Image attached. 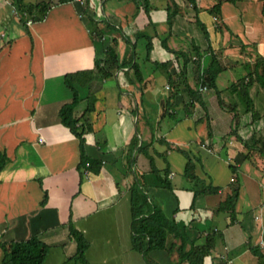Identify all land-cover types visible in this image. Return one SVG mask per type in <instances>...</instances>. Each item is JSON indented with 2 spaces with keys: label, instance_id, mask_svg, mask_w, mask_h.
Masks as SVG:
<instances>
[{
  "label": "crops",
  "instance_id": "1",
  "mask_svg": "<svg viewBox=\"0 0 264 264\" xmlns=\"http://www.w3.org/2000/svg\"><path fill=\"white\" fill-rule=\"evenodd\" d=\"M197 1L202 9L196 14L186 0H147L146 5L144 0H87L86 5L53 0L43 19L24 24L14 0H0L1 35L7 39L0 42V152L7 157L0 170V241L37 234L50 246L44 264L53 259L57 264H77L73 259L78 244L70 233V222L87 234V224L104 226L111 219L118 230L126 228L130 235L131 196L139 174L153 202L168 218L175 217L199 247L186 264H261L264 220L258 222L255 209L264 203L258 180L242 171L247 185L240 184L234 222L228 210L216 212L231 191L230 163L239 169L242 159L257 156H247L244 144L240 150L232 148L223 132L218 146L213 132L211 148L206 123H196L183 107L189 99L186 90L175 97L173 114L165 111L170 89L166 78L161 84L162 77L176 71L175 54L162 43L165 36L172 50L193 55V46H198L203 62L208 63L210 42L199 17L206 28L221 34L213 47L222 61L238 60L230 53L237 43L228 42L226 28L217 29L215 19L204 16L207 12L213 16L209 9L218 0ZM228 1L222 0L220 22L239 28L240 9L227 8ZM236 1L244 3L248 18L254 20L250 34L257 30L256 23L264 33V3ZM109 44L123 66L104 77L96 70V59L104 58ZM135 62L146 85L136 80ZM162 62L168 63L167 69ZM84 70L95 72L75 84L80 101L74 116L86 126L85 151L99 161L98 171L87 166L80 169V141L60 117L62 106L74 98L66 74ZM189 80L195 87L191 70ZM255 140L260 145L256 134ZM144 143L147 147L141 150ZM188 156L196 163L197 182L185 174ZM153 168L170 186L158 179ZM200 185L219 189L195 198ZM246 190L250 193L247 209L242 200ZM132 248L131 256H135ZM88 258L93 264L89 254Z\"/></svg>",
  "mask_w": 264,
  "mask_h": 264
},
{
  "label": "trees",
  "instance_id": "2",
  "mask_svg": "<svg viewBox=\"0 0 264 264\" xmlns=\"http://www.w3.org/2000/svg\"><path fill=\"white\" fill-rule=\"evenodd\" d=\"M70 1L73 0H56V3H66ZM186 1L188 4L191 3L193 5L196 14L202 9L198 6L197 0ZM231 1L235 2V0ZM54 2L53 0H42L35 3H26L24 0H14L16 9L19 13H21V19L24 24H26L29 19H33L35 21L43 19ZM146 2L147 0H144L143 5ZM221 5L222 0H218L217 3H215L209 10L213 14H217L221 10ZM197 21L204 29L205 33H207V28L199 17H197ZM221 24L224 23H218L216 28H220ZM222 26L229 29L228 26H225V24L221 25V27ZM167 40L168 38L165 36L162 39V43L167 49L171 50L175 54L174 62L176 71L175 73H167V76L169 77L168 82L170 94L168 95L166 101V113L169 115L173 114V111L171 110H173L172 107H174L173 104L175 97L179 93L186 90L188 92L189 99L185 100L183 107L188 116L195 118L196 123H206V135L211 140L210 145L212 148L214 132L213 120L208 111L205 96L200 88L206 86L207 90L215 89L218 102L223 108H226L227 110L230 108L231 110H235L236 108L241 107L242 103L248 113L249 111L252 112L250 119L240 122L239 116L242 115L240 113L239 115L238 113L234 114L233 119L238 118V122L241 124H237L231 132H228L224 136L225 139L228 136L235 134L245 145L246 150L248 151L247 156L255 154H251V152H259V154L264 156V148L255 142V134L250 138H244L240 132L243 122H245V125L247 126H252L256 131V124L264 118V110H261V112L257 110L254 101V99L259 98L262 92L261 103L264 107V53L261 52L256 59L248 58L246 62H239L236 60L233 65H230L222 61L221 56L214 50L213 44L210 43L208 51L211 55V59L208 63H204L201 55V49L198 46H193L194 54L192 55L184 51L172 50L168 46ZM102 62L104 63V66H101ZM130 63L132 62L130 61ZM160 65L167 69L168 63L162 62ZM121 66H123V64L120 65L117 62L115 47L110 44L106 47L104 58L96 59V70L97 72H102L104 77L113 76L114 71L116 69H120ZM132 69L134 70L135 75L138 76L136 80L142 82L143 85H146L147 83L143 82L140 67L136 62L133 63ZM190 70L195 76V87L190 84ZM94 72L95 70L90 72L84 70L66 74L65 81L67 86L73 91L74 98L72 102L62 106L60 110V117L63 125L68 127L80 141V169L87 166L90 170L93 169L98 171L99 169H95V166L99 164V161L88 156L85 151L86 126L85 124L80 125L79 119L74 116V108L80 101V93L75 84L77 82H81L83 78L88 80L89 74L93 75ZM227 72L230 74V80H232V82L230 85L227 84L226 87L221 88L219 86V80L221 79V76L225 75L224 73ZM226 94L228 96H226ZM136 140L137 137L135 142ZM146 145L147 144L144 143L140 149H144L147 147ZM182 151L185 153V150ZM6 160L7 157L0 152V170L3 168ZM195 168L196 163L194 162V159L188 156L185 174L190 181L197 182L199 178L196 175ZM230 168L234 174V178L231 183V191L227 195L226 199L220 202L216 212L228 210L230 212V222L232 223L236 220V203L240 194L241 185L237 175L238 166L230 163ZM153 171L165 186H170V182L164 178V176L162 177L160 175V171L158 169L153 168ZM236 181H238V183H235ZM200 187H202V190L195 191V198L199 194L206 192L215 193L219 189V187L213 185H200ZM131 212L132 228L135 240L138 238L144 239V244L136 243V247L139 250L146 252L152 249H167L170 258H175V254H178L177 259L180 260V264L190 263L191 260H193L192 257L197 254L199 250V247L195 245L196 242L190 238L185 228L178 226L175 217L168 218L161 208L153 202L152 198L148 194V184L145 178L139 174L137 175L135 186L132 190ZM70 233L78 244L75 258L81 264H89L86 257V250L90 246L89 240L85 237V234L82 231L74 228L73 225H71V222ZM169 233H172L175 237V241L173 242L171 248L166 246L167 236ZM0 247L3 251L2 264H44L50 252V246L42 241L37 234H34L25 240L0 241ZM258 255L262 260L261 264H264V257L261 254Z\"/></svg>",
  "mask_w": 264,
  "mask_h": 264
},
{
  "label": "rangeland",
  "instance_id": "3",
  "mask_svg": "<svg viewBox=\"0 0 264 264\" xmlns=\"http://www.w3.org/2000/svg\"><path fill=\"white\" fill-rule=\"evenodd\" d=\"M202 1L204 3L206 2L204 0ZM251 1H253L255 5L256 4L258 5L259 4L258 2L264 3V0H251ZM228 2H227L228 3L227 8H234L235 10H237L238 7L240 9V15H241L240 17L241 23L239 24L240 25L239 28L238 26L236 28L231 23L229 24L230 28L232 27L231 30L230 28L227 29L225 27L227 30L226 32L228 33V42L230 41L237 43L236 45L232 44L233 46L231 47L230 50L233 51L230 53L235 55L238 58L239 62H244V61L246 62L248 58L256 59L258 55L261 54V52L264 53V33H262L261 31V26H259L260 23H256L257 30L254 33L250 34L249 29L252 31L255 29L254 20H252V17L250 16H249L250 18H248L247 14L249 13L245 10L244 8L245 5H243L244 3L241 4L238 1L236 2L228 1ZM172 7H174L173 3H172ZM5 10L9 13L10 8L5 7ZM18 15L21 16V14ZM212 15L213 16H211V14L208 12L204 14V16L209 17L211 21L215 19L214 23L216 26L221 21L220 16H218L220 15V12ZM204 16H202V20L206 22L205 20L206 18ZM24 26L28 28L27 25ZM3 31L4 29L0 26V42L4 44V42H6L7 39L2 37L1 34ZM206 34L209 42L214 45L217 39L219 38V36L221 35L219 32H216L214 29H211L210 27L207 28ZM235 47L237 49H235ZM235 59L231 58L230 61L225 60V63L233 65L234 61H236ZM224 74L225 75L221 76V79L219 80V86L221 88L226 87L227 84L230 85V83L232 82V80H230V74L228 72ZM165 78L166 81L169 80L168 76H164L162 77L161 84L164 82ZM202 92H204L203 94L206 99V104L209 108V113L217 123L216 127H214L213 125L214 128L213 130L216 131L215 140L218 142L216 143V145L219 144L220 141L222 140L223 136H220L222 132L226 135L228 132H231L233 128L236 127L237 124H241L239 123L240 121H245L251 118L252 112L249 111L248 113L245 110L244 104L241 103V107L236 108L235 110L233 109L231 110V108L230 109L228 108L229 110H227L226 108L220 106L215 89H211V90L209 89L207 91L202 90ZM262 94L263 93L261 92L259 98L254 99L255 106L257 110H259L260 112L261 110L262 111L264 110V107L262 106L261 103ZM226 96L228 95L226 94ZM237 113L238 115L239 113L242 115L239 116L240 117L239 122H238V118L233 119L234 114ZM256 128L257 130L255 131V129L252 126H247L245 125V122H243L240 130L241 135L244 138H250L252 135L256 134V139L258 140L260 145H262V147L264 148V118L256 124ZM227 141L232 148L235 147L238 150H240V148L242 149L241 146L243 145V143L237 138V135L234 134L228 136ZM245 151L247 150L245 149ZM252 153H255L254 155L257 156V158L250 157V158L242 159L241 161L242 165L239 167L237 175L240 180L239 183L245 186L247 185V183H246V179L242 177V171L251 173V175H253L258 180L260 184L259 196L261 197L262 203H264V156L259 154V152H251V154ZM251 156H253V154ZM235 183H238V181H236ZM242 200H243V206L247 209V206H249L250 203L249 191L246 190V192L243 194ZM255 211L257 215L260 216V220H258V222L262 224V221L264 220V204L263 207H256ZM131 217H132V212H131ZM118 228L120 227H118L117 224L115 223L112 224L111 219L109 220V223L106 222L104 226L102 225V226L94 227V225L91 226L87 224V229H88L87 234H85L83 231L82 232L85 234V237L90 242V246L86 250V257L89 264L90 261L88 258V254L89 256L92 257L93 264H180V260L177 259L178 254H175V258H170V257H169L170 259L165 258V256L169 254L167 249H152L146 252L139 250L136 247V243L144 244V239L138 238L137 240H135L134 231L132 228V218H131L130 226L128 228V231L129 232L131 231L130 235L129 233H127L126 228L123 231L118 230ZM172 240H173V236L169 233L167 236V244H166L168 248H171L173 244ZM131 247H133L132 249L136 250L138 256L137 254H135V256H131ZM0 254L2 255L0 264H2L3 251L1 247H0ZM99 254L102 255L103 259L102 257L100 259L98 258ZM73 261L74 263L81 264L76 258L73 259ZM57 262L55 261V259H53V261H51L50 263L46 262V264H57Z\"/></svg>",
  "mask_w": 264,
  "mask_h": 264
},
{
  "label": "built area",
  "instance_id": "4",
  "mask_svg": "<svg viewBox=\"0 0 264 264\" xmlns=\"http://www.w3.org/2000/svg\"><path fill=\"white\" fill-rule=\"evenodd\" d=\"M86 1H87V0H75V2L80 3V4H82V5H86ZM15 7H16V6H15ZM15 9H16V8H15ZM15 9H14V10H15ZM16 11H17V9H16ZM17 13H18V14H21V13H19L18 11H17ZM27 22L30 24V23H32L33 21H32V19H29ZM200 90H201V91H202V90H207V87H206V86L201 87ZM40 140L43 141V138H41ZM262 244L264 245V241L262 242Z\"/></svg>",
  "mask_w": 264,
  "mask_h": 264
}]
</instances>
